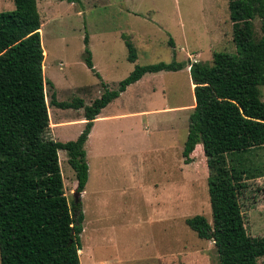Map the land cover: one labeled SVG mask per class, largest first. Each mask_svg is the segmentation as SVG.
<instances>
[{
	"label": "rangeland",
	"instance_id": "374dc122",
	"mask_svg": "<svg viewBox=\"0 0 264 264\" xmlns=\"http://www.w3.org/2000/svg\"><path fill=\"white\" fill-rule=\"evenodd\" d=\"M38 8L46 51L44 76L53 84L47 86L48 103L55 93L58 102L82 100L89 107L106 91L117 90L137 65L174 60L188 63L193 58L212 63L216 52H235L228 0H38ZM14 9V0H0V13ZM254 31L260 35L259 21L254 22ZM127 42L136 50L134 63L129 60ZM181 48L186 51L181 52ZM87 50L95 71L87 66ZM158 76L146 75L142 83L115 100L105 114L126 116L97 123L85 145L89 182L80 197L86 220L81 264H99L102 260L108 264H161L159 257L153 256L164 253L169 223H160L157 210L164 211L168 194L180 189L170 183L179 176H175L174 168L181 152L179 155L175 145L179 147L187 139L194 96L186 70ZM261 90L264 100V87ZM143 112L151 115L144 117ZM49 114V135L55 141H74L85 128V108L64 110L50 104ZM174 132L178 136L175 140ZM169 145L173 150L163 153ZM199 150L194 168L185 171L187 175L197 172L193 179L199 178L185 182L184 219L178 220L176 228L169 226L166 235L168 246L175 239L183 241L182 264H219L214 242L202 241L184 222L197 215L210 223L213 220L209 170ZM248 156L254 167H264V148ZM59 157L73 208L76 174L68 153L60 151ZM168 170H172L173 179L168 177ZM241 204L248 234L263 237L264 177L248 181ZM181 208L177 215H181ZM150 216L155 219L151 224ZM258 264H264V259Z\"/></svg>",
	"mask_w": 264,
	"mask_h": 264
},
{
	"label": "trees",
	"instance_id": "16d2710c",
	"mask_svg": "<svg viewBox=\"0 0 264 264\" xmlns=\"http://www.w3.org/2000/svg\"><path fill=\"white\" fill-rule=\"evenodd\" d=\"M14 3L13 11L0 13L1 264H81L84 215L80 202L69 204L59 152L68 153L82 193L89 180L85 145L103 109L145 75L182 71L188 64L137 65L117 90L89 107L82 100L58 102L55 93L48 103L47 86L53 84L44 76L38 0ZM228 7L235 52H216L211 64H190L196 105L183 152L186 164L199 147L206 157L213 220L197 215L185 223L202 241L214 242L219 264H258L264 236L248 234L241 198L248 181L264 177V167H254L248 156L264 148V0H228ZM127 45L134 63L136 50ZM87 55L95 71L89 50ZM50 104L85 108V128L76 140L50 137Z\"/></svg>",
	"mask_w": 264,
	"mask_h": 264
},
{
	"label": "crops",
	"instance_id": "0c3cea01",
	"mask_svg": "<svg viewBox=\"0 0 264 264\" xmlns=\"http://www.w3.org/2000/svg\"><path fill=\"white\" fill-rule=\"evenodd\" d=\"M232 29V28H231ZM232 39H233V37H232ZM184 48H181V52H184ZM186 51V50H185ZM196 56H198L197 54V52H195L194 53ZM214 55V54H213ZM187 56H189V57H193V55H187ZM202 56H203V54H202ZM201 56V57H202ZM194 60L192 61L191 60V62H188L187 64H188V66L184 69V70H186V72L189 74V80H190V88H191V91H192V94H193V96H194V84H193V82H192V79H191V74H190V69H191V67H190V64L191 63H194V62H200L198 59H195V58H193ZM213 60V59H212ZM202 62V61H201ZM202 63H205V64H211V62H202ZM179 72V71H178ZM165 74V72H160V73H157V74H153V75H159L158 77H162L163 75ZM147 75H149V74H147ZM146 79V75L140 80V81H138L137 83H135V84H133V85H131V86H129L128 88H127V90L124 92V93H122V94H126L128 91H129V89L132 87V86H134V85H137V84H140V83H142L144 80ZM155 90H157V89H154L153 91L155 92ZM121 94V95H122ZM117 100V99H116ZM114 102V101H113ZM112 102V103H113ZM112 103H110L105 109H103V111L101 112V114L98 116V118L95 120V122H94V126H93V128H92V130H91V133H90V135H89V139H88V141L93 137V135H94V130L96 129V124L97 123H100V122H110V121H112V120H114L115 118H118V117H123V116H126V115H119V116H112L113 115V112H108V114H105L106 113V111L108 110V109H110V107H111V105H112ZM195 105H196V101H195V97L193 98V108L195 107ZM142 114V116H144V117H147V116H149V115H151V113L150 112H143V113H141ZM85 120V119H84ZM82 123H84V124H86V120L83 122L82 121ZM147 129V128H146ZM83 132V131H82ZM81 132V133H82ZM106 132V131H105ZM104 132V134H106ZM113 132V131H112ZM102 134H103V132H101ZM115 133V132H114ZM175 133L176 132H174V136H173V139L175 140L178 136H176L175 135ZM186 135V134H185ZM183 139H184V134H183ZM187 139H184V141H182V143H181V145L178 147L177 146V144L175 145V149L178 151V150H180L179 152H178V154L180 155V152H181V158H180V160L179 161H177L176 162V165H175V171H174V173H175V176H177L178 174H179V176L176 178V180L174 181V182H170V183H175L176 184V186H179L180 187V189H178V187H177V189H176V191L172 194V193H170V194H168V196L166 197V201H165V209H164V211H162V212H160V211H158L157 210V212L159 213V216H160V223H164L165 225L167 224V226H168V223H169V226H171L172 228H176L179 224V222H178V220H183L184 219V214H183V201H184V185H185V182H188V183H193V182H196L197 181V179L199 178V177H196L195 179H193V177H195V175H196V173H194L193 175H192V172L191 173H189L190 175H187V174H185V171H187V170H192V168H194V161L196 160L195 158H194V156L198 153V152H200V150L199 149H201L200 147L197 149V151L195 152V154L193 155V162L192 163H190V164H186L185 163V157H184V155H183V152H184V143H185V141H186ZM87 141V142H88ZM183 144V145H182ZM170 150H173V147H171L170 145L168 146V147H166L165 149H164V151H163V153H165L166 151H170ZM87 154V153H86ZM88 161V160H87ZM89 165V164H88ZM207 166V165H206ZM167 173H169V178L170 179H173V175H172V170H168V172ZM134 177V179H136V177H135V175L133 176ZM88 182H89V180H88ZM88 184V183H87ZM87 186V185H86ZM178 191H179V193H178ZM86 193V188H85V191H83L82 193H81V198L83 197V195ZM179 207H182L181 208V215H177V209H179ZM173 210L175 211V213L173 212ZM179 216V217H178ZM86 220H85V217H84V222H85ZM153 221H155V219L153 218V216L151 217H149V219H148V223L149 224H151ZM84 222H83V224H84ZM185 222V221H184ZM182 223V222H181ZM169 226L167 227V229L165 228V248H164V253H162V252H160V254H156L155 256H153L154 258H158L159 257V259L161 260V264H169V261L171 260L172 262H173V264H177L178 263V257H179V264H182V256H183V251H182V249H183V241L182 240H180V241H178L177 239H175V243H172V244H170V246H168V240H167V235H166V230H167V233H168V228H169ZM85 230H86V226L84 227L83 226V233L82 234H84V232H85ZM171 245H173V246H175V248L173 249V247H171ZM84 250L82 249L80 252H81V254H82V252H83ZM96 263H98V262H96ZM95 263V264H96ZM99 264H108V262L107 261H99Z\"/></svg>",
	"mask_w": 264,
	"mask_h": 264
},
{
	"label": "water",
	"instance_id": "95a60500",
	"mask_svg": "<svg viewBox=\"0 0 264 264\" xmlns=\"http://www.w3.org/2000/svg\"><path fill=\"white\" fill-rule=\"evenodd\" d=\"M75 197H76V203L78 204L80 202L81 193L76 192Z\"/></svg>",
	"mask_w": 264,
	"mask_h": 264
},
{
	"label": "bare ground",
	"instance_id": "6f19581e",
	"mask_svg": "<svg viewBox=\"0 0 264 264\" xmlns=\"http://www.w3.org/2000/svg\"><path fill=\"white\" fill-rule=\"evenodd\" d=\"M46 55V54H45Z\"/></svg>",
	"mask_w": 264,
	"mask_h": 264
}]
</instances>
